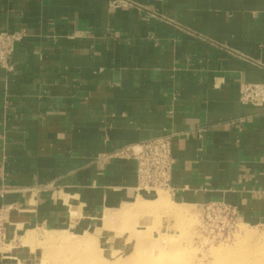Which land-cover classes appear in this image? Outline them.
Masks as SVG:
<instances>
[{"label":"crops","instance_id":"0c3cea01","mask_svg":"<svg viewBox=\"0 0 264 264\" xmlns=\"http://www.w3.org/2000/svg\"><path fill=\"white\" fill-rule=\"evenodd\" d=\"M113 1L0 0V30L27 32L0 66V264H38L29 232L148 195L112 154L163 134L173 197L264 224V106L240 99L264 82V0Z\"/></svg>","mask_w":264,"mask_h":264},{"label":"rangeland","instance_id":"374dc122","mask_svg":"<svg viewBox=\"0 0 264 264\" xmlns=\"http://www.w3.org/2000/svg\"><path fill=\"white\" fill-rule=\"evenodd\" d=\"M158 194L165 203L151 201ZM128 203L100 212L87 231L29 232L37 263L264 264V224L240 222L219 203L191 204L164 189Z\"/></svg>","mask_w":264,"mask_h":264},{"label":"built area","instance_id":"2783aa9c","mask_svg":"<svg viewBox=\"0 0 264 264\" xmlns=\"http://www.w3.org/2000/svg\"><path fill=\"white\" fill-rule=\"evenodd\" d=\"M118 4L119 0H114ZM27 32L25 30H0V66L12 71L14 68L13 56L18 42ZM240 99L244 103H251L256 106H264V82H244L240 86ZM202 128H200L201 130ZM172 134H163L154 138L128 144L112 155L120 158L134 159L137 164V185L138 192L151 194L159 189L174 192L171 186L172 170L175 158L172 152ZM3 196V193L1 194ZM226 210L232 211L236 217L233 207L220 203ZM9 206L0 207V251L8 243L7 239V212Z\"/></svg>","mask_w":264,"mask_h":264},{"label":"bare ground","instance_id":"6f19581e","mask_svg":"<svg viewBox=\"0 0 264 264\" xmlns=\"http://www.w3.org/2000/svg\"><path fill=\"white\" fill-rule=\"evenodd\" d=\"M140 201H144V200H147V198H141L140 197ZM166 199H167V197H164L162 194H158L157 195V197H156V199H150L151 201H160V202H166ZM169 204V203H168ZM169 209L170 210H172V212H174L175 214H181V213H184L183 212V209L182 208H180V207H170V204H169ZM147 255V254H146ZM137 256V255H136ZM147 257V256H146ZM145 257V258H146ZM134 258V257H133ZM149 257H147L146 259H148ZM135 259H136V257H135ZM139 261V260H138ZM146 261V260H145ZM127 263V261H124L123 263ZM147 264H151V263H153V261L150 259V260H147V262H146ZM146 263H144V262H138V264H146ZM114 264V263H113ZM116 264H120V262L119 263H117L116 262ZM135 264H137V262L135 263ZM167 264V263H166Z\"/></svg>","mask_w":264,"mask_h":264}]
</instances>
